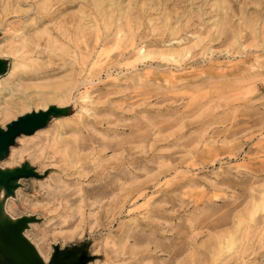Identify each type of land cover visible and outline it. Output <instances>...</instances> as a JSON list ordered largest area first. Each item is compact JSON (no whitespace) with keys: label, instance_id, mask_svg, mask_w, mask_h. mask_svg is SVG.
I'll return each instance as SVG.
<instances>
[{"label":"rangeland","instance_id":"1","mask_svg":"<svg viewBox=\"0 0 264 264\" xmlns=\"http://www.w3.org/2000/svg\"><path fill=\"white\" fill-rule=\"evenodd\" d=\"M0 65V131L45 116L0 148L43 262L264 264V0H0Z\"/></svg>","mask_w":264,"mask_h":264},{"label":"bare ground","instance_id":"2","mask_svg":"<svg viewBox=\"0 0 264 264\" xmlns=\"http://www.w3.org/2000/svg\"><path fill=\"white\" fill-rule=\"evenodd\" d=\"M1 70H2V66L0 65V72H1ZM43 104H44V102H43ZM44 121H45V116L40 115V113L39 114L33 113L31 115L24 116V117L22 116L21 118H19V120H15L14 122H12V124L9 125V128L7 131H5V132L0 131V148L5 146L6 144H8L9 141L17 133L31 132L37 126H40V124H42ZM164 171H165V168L162 167L161 171L159 173H163ZM136 173H138V172H136ZM10 175L11 174H9V175L4 174L3 172L0 171V189L2 186H4V187L6 186V182L8 181ZM143 175H145V174H143ZM156 179H157L156 176H151V177H148V179L145 180L141 184L131 185L130 187L127 188V190L126 189L123 190V188H124L123 187L122 190L125 191L124 192L125 195L123 196V199L133 201L139 197H145L147 195V189L154 186V182L157 181ZM4 212H5V208L2 204H0V217ZM8 219H5L4 221H2L0 219V246L2 247L3 252L7 256H9L14 262H17L18 264H74V263H71L70 261H67L64 257H62L59 254H54V256H52L48 262H43L39 258V256L37 255V253L33 247L32 242H30V240H28V238L24 234V232L26 230V221L21 220V219L20 220H16V219L8 220ZM176 252H178V251H173L170 254V256H172V257L174 256V258H175ZM135 255H136V253H135ZM138 259H140V258H138ZM138 259H136V260H138ZM171 261H173V258ZM148 264H150V263H148Z\"/></svg>","mask_w":264,"mask_h":264},{"label":"crops","instance_id":"3","mask_svg":"<svg viewBox=\"0 0 264 264\" xmlns=\"http://www.w3.org/2000/svg\"><path fill=\"white\" fill-rule=\"evenodd\" d=\"M0 258L3 260H7L10 264H18L17 262H14L9 256H7L6 254L2 253V251L0 250Z\"/></svg>","mask_w":264,"mask_h":264},{"label":"trees","instance_id":"4","mask_svg":"<svg viewBox=\"0 0 264 264\" xmlns=\"http://www.w3.org/2000/svg\"><path fill=\"white\" fill-rule=\"evenodd\" d=\"M0 264H10L7 260H3L0 258Z\"/></svg>","mask_w":264,"mask_h":264}]
</instances>
